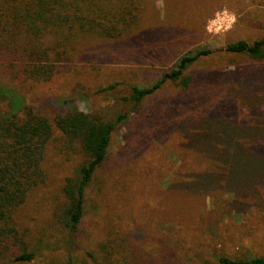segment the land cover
I'll return each instance as SVG.
<instances>
[{
    "label": "rangeland",
    "instance_id": "rangeland-1",
    "mask_svg": "<svg viewBox=\"0 0 264 264\" xmlns=\"http://www.w3.org/2000/svg\"><path fill=\"white\" fill-rule=\"evenodd\" d=\"M170 1L149 0L145 22L129 36L77 41L48 80L26 77L21 49L0 47L1 112L28 105L49 117L60 108L105 120L124 116L73 236L56 227L55 215L75 159L58 151V134L49 144L44 179L18 214L26 246H12L33 254L29 264H103L107 251L113 258L128 252L130 264H212L206 259L218 251L264 256V153L247 154L245 137L235 148L223 145L214 126L230 120L243 134L264 130V62L224 51L264 36V0H178L188 8L181 17ZM220 12L230 25L209 30ZM153 23L168 25L143 38L138 31ZM199 51L210 53L188 67L186 89L167 81L138 106L126 100L131 86H150L181 56ZM10 257L6 264H17Z\"/></svg>",
    "mask_w": 264,
    "mask_h": 264
},
{
    "label": "trees",
    "instance_id": "trees-1",
    "mask_svg": "<svg viewBox=\"0 0 264 264\" xmlns=\"http://www.w3.org/2000/svg\"><path fill=\"white\" fill-rule=\"evenodd\" d=\"M172 1L170 10L181 17L188 8L184 6L186 9H183L178 0ZM148 3L149 0H0V47L5 43L6 48L21 49L18 58L26 77L48 80L59 63L70 60V51L77 41L131 35L145 22ZM156 23L143 26L138 32L146 35L150 30L156 32L161 26L168 25ZM173 26L185 27L177 23ZM144 35L143 38L149 37ZM224 51L243 55L252 62H264V36L251 43L245 40L232 42ZM209 53L199 51L192 56H181L173 69L163 73L150 86H131L126 100L134 107L138 106L167 81L186 89L193 79L185 74L186 70L196 59ZM114 87L111 84L102 91ZM218 113L231 111L221 108ZM123 117L121 114L105 120L76 108H60L49 117L28 105L14 107L9 112L0 111V264H6L10 255L17 264L32 262L31 252L17 253L12 246L17 242L23 248L26 246L18 232L19 210L29 192L44 179L43 163L55 135H59L58 151L68 159H75L71 171L62 180L61 204L55 215L56 227L73 236L84 215L86 191L106 157L115 126ZM226 121V126L214 124L216 134L223 138V145L235 148L240 146L237 139L245 137L247 154L257 150L264 153V130L243 134L231 126L230 120ZM248 157L257 159L253 155ZM172 206L180 214L186 211L182 203L176 202ZM114 247L110 244V248ZM116 252L120 250L116 249ZM103 257V264H130L129 254L125 251L114 258L112 252L107 251ZM206 260L212 264H264L261 255H229L222 251L210 253Z\"/></svg>",
    "mask_w": 264,
    "mask_h": 264
},
{
    "label": "built area",
    "instance_id": "built-area-1",
    "mask_svg": "<svg viewBox=\"0 0 264 264\" xmlns=\"http://www.w3.org/2000/svg\"><path fill=\"white\" fill-rule=\"evenodd\" d=\"M231 23V16L226 12H220L210 21L209 30L227 28Z\"/></svg>",
    "mask_w": 264,
    "mask_h": 264
}]
</instances>
